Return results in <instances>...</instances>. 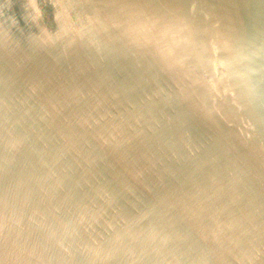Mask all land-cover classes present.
<instances>
[{
  "label": "water",
  "instance_id": "obj_1",
  "mask_svg": "<svg viewBox=\"0 0 264 264\" xmlns=\"http://www.w3.org/2000/svg\"><path fill=\"white\" fill-rule=\"evenodd\" d=\"M0 264H264V0H0Z\"/></svg>",
  "mask_w": 264,
  "mask_h": 264
}]
</instances>
